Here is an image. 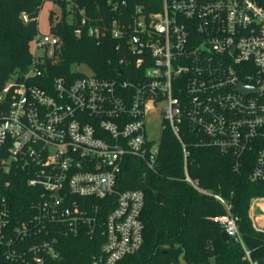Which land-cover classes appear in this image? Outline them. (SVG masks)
Returning a JSON list of instances; mask_svg holds the SVG:
<instances>
[{
  "label": "built area",
  "instance_id": "obj_1",
  "mask_svg": "<svg viewBox=\"0 0 264 264\" xmlns=\"http://www.w3.org/2000/svg\"><path fill=\"white\" fill-rule=\"evenodd\" d=\"M125 7L115 5L119 18L96 26L85 7L65 2L76 37L110 34L119 41L121 79L99 78L88 66L91 74L47 79L44 69L57 60L60 39L38 30L30 66L0 91V258L8 264H59L61 235L91 236L100 227L104 243L93 264H118L137 253L145 194L120 191L119 176L128 158L157 173L164 130L182 148L185 181L202 193L188 172L186 128L195 135L192 146L232 154L236 168L246 154L258 153L249 179L264 181V0H162L158 12ZM21 18L30 20L26 13ZM155 110L157 141L146 122ZM18 173L37 198L23 220L14 219L9 201ZM214 197L226 209L215 221L256 264L231 203Z\"/></svg>",
  "mask_w": 264,
  "mask_h": 264
},
{
  "label": "trees",
  "instance_id": "obj_2",
  "mask_svg": "<svg viewBox=\"0 0 264 264\" xmlns=\"http://www.w3.org/2000/svg\"><path fill=\"white\" fill-rule=\"evenodd\" d=\"M74 1L86 8L96 26L108 25L119 18V13L111 11L115 5L119 9V5L123 8L125 3L127 12L136 6L148 12H158L162 8V0ZM51 2L63 11V15L50 14V32L59 37L60 46L56 50L57 60L44 69L45 77L75 79L82 74L74 71V67L86 65L99 78L121 79L119 50H116L119 41L110 34L100 40L86 33L76 37V25L66 21V0ZM44 4L43 0H0V91L13 75L30 66L32 42L39 30L36 18ZM23 13L29 15L28 23L23 22ZM123 71L125 75V69ZM183 134L190 152L189 175L207 193L185 181L183 151L170 130H164L162 135L157 173L148 171L138 159H126L118 186L120 191L142 190L145 194L141 216L144 242L137 253L126 256L118 264H179L181 258L186 264H252L240 243L232 238L228 242L224 240V227L215 218L225 214L226 209L214 195L231 203L251 261L264 264V230L256 229L250 216L253 201L264 198V181L254 183L249 179L258 153L246 154L236 168L232 154L221 153L215 148L194 147L195 135L188 128ZM17 175L12 182L9 201L14 219L23 220L28 207L37 198L27 186L24 175ZM109 211L110 204L100 214L102 221ZM101 232L100 227L91 236L85 232L78 236L61 235L59 264H93L104 243ZM0 264L8 263L0 258Z\"/></svg>",
  "mask_w": 264,
  "mask_h": 264
},
{
  "label": "rangeland",
  "instance_id": "obj_3",
  "mask_svg": "<svg viewBox=\"0 0 264 264\" xmlns=\"http://www.w3.org/2000/svg\"><path fill=\"white\" fill-rule=\"evenodd\" d=\"M54 16H61V9L55 5L53 2H45L42 9L40 10L38 16L39 22V31L41 34H49L50 33V14ZM41 53V51L39 52ZM74 71L82 72L83 74H91L89 68L85 65L74 67ZM159 110L153 111L146 119L147 122V132L148 136L152 140H159L161 136V120H158L156 117L158 115ZM179 264H186L184 260L181 258Z\"/></svg>",
  "mask_w": 264,
  "mask_h": 264
},
{
  "label": "crops",
  "instance_id": "obj_4",
  "mask_svg": "<svg viewBox=\"0 0 264 264\" xmlns=\"http://www.w3.org/2000/svg\"><path fill=\"white\" fill-rule=\"evenodd\" d=\"M250 216L256 227L264 229V198L253 201L250 208Z\"/></svg>",
  "mask_w": 264,
  "mask_h": 264
},
{
  "label": "water",
  "instance_id": "obj_5",
  "mask_svg": "<svg viewBox=\"0 0 264 264\" xmlns=\"http://www.w3.org/2000/svg\"><path fill=\"white\" fill-rule=\"evenodd\" d=\"M243 89L246 90V92L252 91V89L251 88H248V87H243ZM222 236H223V238H224L225 241L228 242L230 240V238L227 236V234L225 232L222 234Z\"/></svg>",
  "mask_w": 264,
  "mask_h": 264
}]
</instances>
